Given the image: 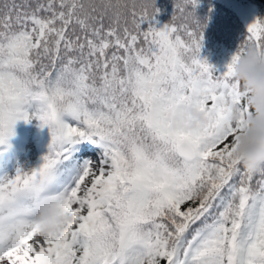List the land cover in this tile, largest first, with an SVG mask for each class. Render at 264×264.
Returning <instances> with one entry per match:
<instances>
[{
  "label": "snow or ice",
  "instance_id": "1",
  "mask_svg": "<svg viewBox=\"0 0 264 264\" xmlns=\"http://www.w3.org/2000/svg\"><path fill=\"white\" fill-rule=\"evenodd\" d=\"M157 11L0 5V145L20 120L51 137L35 166L0 176V264H264V170L234 155L253 115L234 64L249 46L264 53V18L218 73L199 23L157 28ZM189 108L206 123L187 127ZM88 143L101 156L75 163ZM44 206L73 217L59 237L39 233Z\"/></svg>",
  "mask_w": 264,
  "mask_h": 264
},
{
  "label": "trees",
  "instance_id": "2",
  "mask_svg": "<svg viewBox=\"0 0 264 264\" xmlns=\"http://www.w3.org/2000/svg\"><path fill=\"white\" fill-rule=\"evenodd\" d=\"M4 2L11 3L13 0H0V5ZM35 2L36 0H15L18 4ZM127 2L136 3L138 7L154 4L158 11L153 23L157 28L167 24H187L196 28L199 23L197 30H203L201 58H205L218 73L225 70L238 44L244 39L247 25L256 18H264V0H198L195 7L190 0H127ZM149 10L151 11V8ZM141 27L147 29L148 23ZM63 119L72 122L69 116H64Z\"/></svg>",
  "mask_w": 264,
  "mask_h": 264
},
{
  "label": "clouds",
  "instance_id": "3",
  "mask_svg": "<svg viewBox=\"0 0 264 264\" xmlns=\"http://www.w3.org/2000/svg\"><path fill=\"white\" fill-rule=\"evenodd\" d=\"M236 78L249 90L248 102L253 115L246 120L247 128L238 138L237 157L250 173L264 170V53L249 46L234 64ZM185 124L196 128L206 123L203 112L189 108ZM231 119H239V112L232 107ZM73 223V217L55 206H44L39 211L36 224L42 236L59 237Z\"/></svg>",
  "mask_w": 264,
  "mask_h": 264
},
{
  "label": "rangeland",
  "instance_id": "4",
  "mask_svg": "<svg viewBox=\"0 0 264 264\" xmlns=\"http://www.w3.org/2000/svg\"><path fill=\"white\" fill-rule=\"evenodd\" d=\"M50 139L49 129L46 126L41 128L39 121H17L14 135L9 137L6 144L0 146V176L15 175L17 168L26 170L35 166L40 157L47 152ZM97 152L99 155L96 156L99 158L102 150L99 149ZM84 157L85 155L81 158ZM77 160L78 156L73 155V161L76 163ZM84 161L81 159L77 163L82 164Z\"/></svg>",
  "mask_w": 264,
  "mask_h": 264
}]
</instances>
